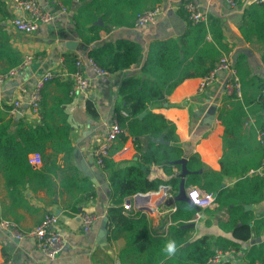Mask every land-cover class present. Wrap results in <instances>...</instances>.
I'll list each match as a JSON object with an SVG mask.
<instances>
[{"label": "crops", "instance_id": "crops-1", "mask_svg": "<svg viewBox=\"0 0 264 264\" xmlns=\"http://www.w3.org/2000/svg\"><path fill=\"white\" fill-rule=\"evenodd\" d=\"M39 1L47 10L59 15L52 22L42 23L37 31L26 33L17 30L12 25V19L16 16L13 0H0V49L9 51L11 57L21 55L23 61L28 56L31 57L30 62L3 81L0 86V103L12 105L14 100L22 99L23 103L18 111L10 112V114L15 115L16 118L25 117L32 121L39 113L34 114L27 103L29 92L37 85L43 73L48 70L53 71L55 77L45 84L43 93L50 102L56 97H71L70 101L63 104V108L71 126L70 137L74 148V163L78 167L76 160L80 157L89 165H95L109 183L106 172L96 164L92 156V147L104 138L106 124L114 119L115 107L121 97L119 93L121 81L125 77L135 76L140 77L141 82L151 78V71L144 72L142 69L144 55L138 64L120 72L98 75L88 61V52L93 47H100L106 42L115 43L120 39L139 42L144 50L154 40L177 39L187 27V20L179 11L187 0H119L112 7H108L105 18L101 16L97 19L98 23L101 21L99 24L107 23L108 27L103 28L100 31V37L90 43L83 41L75 28L73 14L80 5L79 0H71L65 4L67 11L62 13L60 12L62 0ZM199 1L206 14L215 15L223 21V43L229 47V51L224 55H227L235 66L240 57L243 60L241 66L244 73L243 83L240 80V84L242 83L241 98L246 101L244 106L248 111V116L243 123L242 133L250 135L251 140L260 141L258 132L264 130V107H261V102L264 101V88H260L264 84V63L258 49L259 44L256 40L255 42L248 40L242 34L240 26L247 4L251 1H264L237 0L236 5L233 6L226 0ZM159 4L164 7L165 11L155 22L142 27L135 26L134 19H136L137 11ZM72 41L77 42L75 49L67 44ZM67 55H77L84 60V74L92 81L87 91L73 92L72 81L70 82L71 89L67 92L66 81L71 80L67 74L71 71L68 70L65 62ZM12 68L14 67H9L6 58L0 60V75ZM225 77L226 72H220L219 81L203 89L200 88L203 77L186 78L174 88L162 106L153 108V112L161 113L175 123L186 158L188 154L197 152L207 166L217 171H220V159L224 151L222 139L224 126L217 118V111L220 106L228 104V95H230L225 90ZM158 84L164 83L159 82ZM87 101L93 102L97 112L96 118L88 113ZM210 105L217 106L212 123L206 121ZM140 142L147 145L148 137H140ZM117 144L118 141L114 143V145ZM260 144H262L261 141ZM261 147L263 157V145ZM51 151V148H48L46 152L48 154ZM52 158L56 160L58 168L52 173L51 186L31 187L28 183L21 192L14 196L17 200L8 192L0 172V221L2 219L13 220L25 230L39 223L46 213H56L59 215L65 234V246L55 258H50L38 248L34 239H15L9 236L0 225V264L5 260L11 261L12 264H148L145 260V252L130 249L131 246L127 244L126 231H121L116 238L110 239L109 228L106 224L108 230L106 237H99L103 217L105 214L108 216V207L111 204L110 191H105L90 178L97 189V194L84 203L76 204V209L71 208L75 198L79 197L82 192L70 187L68 178L72 174V169L64 162L63 154ZM137 158L138 153L133 138L129 137L116 153L115 159L136 160ZM176 170L180 173L179 169ZM250 170L243 178L252 182L255 176L260 177L263 181L262 195L253 202L242 203V211L237 215L242 219H239L238 224L240 225L249 218L248 222L252 226L255 220L259 219V228L252 233V238L242 243L240 250H236L229 258L234 264L244 263L245 253L250 246L264 244V220L260 221L264 218V176L252 174ZM79 172L85 175L80 169ZM149 178L166 179L167 175L162 167L153 164ZM237 179L238 177L225 175L221 185L231 188ZM196 187L198 186L191 185L187 189ZM214 195L216 196L217 193L214 192ZM134 197L135 195L127 200L131 199L135 202ZM195 207L200 216L186 223H195L194 227H187L191 230L187 234L186 246L204 236L209 237V245L214 252L220 248L221 244H224V241L239 243L240 240L234 237L232 230L223 226L230 216L228 206L216 210L218 203L215 202L212 207ZM170 208L165 203H158L155 211H150L147 215L150 228L158 235V239L168 236L172 225L175 224L171 219ZM83 212H90L95 216L89 231H85L82 227ZM123 212L128 215L124 209ZM254 238L257 239L256 242L250 243ZM156 251L157 254L161 253L160 248ZM169 258L170 256L167 255L164 261H159L157 264H177L178 257L176 261H168Z\"/></svg>", "mask_w": 264, "mask_h": 264}, {"label": "trees", "instance_id": "trees-1", "mask_svg": "<svg viewBox=\"0 0 264 264\" xmlns=\"http://www.w3.org/2000/svg\"><path fill=\"white\" fill-rule=\"evenodd\" d=\"M70 1L62 0L64 5ZM79 1L80 5L73 14L75 28L83 41L90 43L100 37L103 28L108 27L107 23L99 24L97 19L101 16L105 18L108 7H112L119 0ZM142 11H137L135 18ZM179 11L185 16L187 27L177 39L154 40L146 50L139 42L120 39L115 43L106 42L100 47H93L88 52V58L93 59L98 67L110 74L138 64L144 55L142 69L144 72L151 71L152 79L140 82V77L128 76L121 81V97L115 107L114 119L124 128L125 133L118 136V144L113 145L110 154L103 157L102 166L110 185L111 204L108 207L107 223L110 239L116 238L119 232L126 231L130 249L145 252L148 264H157L166 259L167 254L162 249L169 239L177 242V251L168 261H176L178 257L177 264H207L208 258L214 253L207 236L185 245L187 234L191 230L185 224L194 218L197 212L196 207L187 201H176V211L171 214L175 224L164 239H158V235L151 230L147 214L128 216L123 212V203L128 198L139 193L156 191L162 184L170 185L173 196L178 194L181 175L176 169L181 170V164L177 161L185 157L186 152L176 132L175 123L163 114L153 112V108L162 106L168 95L184 79L206 76L215 63L229 51V47L223 43L221 18L207 14L206 20L195 22L188 18L183 6ZM240 29L248 40H256L260 45L258 49L264 63V2L251 1L247 4ZM3 58L7 59L9 67H17L23 61L21 55L11 57L9 51L0 49V60ZM78 58L77 55L65 57L69 71L75 69ZM242 61L240 57L236 67L243 83ZM70 82L72 83V80L66 81L67 92L71 89ZM159 82L164 84L159 85ZM260 88H264V84ZM43 90L39 114L32 121L25 117L16 118L10 114L11 105L0 103V172L5 187L14 198L28 183L31 187H50L52 173L58 168L56 160L52 157L63 154L64 162L72 169L68 178L69 185L82 192L71 206L76 209V204L94 197L97 189L92 180L82 175L74 163L71 126L63 108V104L70 101L71 97H56L50 102ZM228 98V104L220 106L217 111V118L224 126V151L220 159V171L207 166L199 153L192 152L187 155V167L190 172L186 175L185 184L186 187L197 185L208 192L217 193L216 210L228 206L230 216L223 226L231 229L234 237L240 241H224L219 247L239 251L240 245L248 242L252 233L259 228V219H256L252 226L248 222L249 218L239 225L240 218L237 215L242 211V203L253 202L262 195L263 181L260 177L255 176L252 182L243 178L251 168L258 167L262 159V144L258 140H251L250 135L242 133L243 123L248 116L244 106L246 101L235 94L228 95ZM261 107H264V101L261 102ZM86 109L92 117H97L92 101L86 102ZM123 111L127 112V115L123 114ZM143 112L145 114L141 117ZM162 134L166 142L153 140ZM142 136L148 137L147 145L141 144ZM129 137L133 138L138 158L116 160L113 155ZM48 148L52 151L47 154ZM35 152L42 155V164L39 167L30 162V155ZM153 164L164 169L166 179L149 178ZM225 175L238 177L231 188L221 185ZM262 220L264 218L260 219L261 222ZM157 248H160L161 253L157 254ZM120 257L122 258V254ZM244 260V263L239 264H264V244L250 246ZM220 264L234 262L225 259Z\"/></svg>", "mask_w": 264, "mask_h": 264}, {"label": "built area", "instance_id": "built-area-1", "mask_svg": "<svg viewBox=\"0 0 264 264\" xmlns=\"http://www.w3.org/2000/svg\"><path fill=\"white\" fill-rule=\"evenodd\" d=\"M229 4L236 5L237 0H226ZM264 1V0H263ZM186 10L187 16L192 21L198 22L206 20L207 14L202 9L199 0H187L183 4ZM13 9L16 11V16L12 19V25L19 31L31 33L39 29L42 23H49L55 20L57 17L56 12L47 10L39 0H13ZM67 8L60 2V12H66ZM164 7L162 5H156L149 9L143 10L138 13L135 19V26L142 27L144 25L153 23L157 18L164 13ZM31 57L28 56L21 65L10 69L5 74L0 75V86L3 81L9 76L18 72L20 68L30 62ZM89 63L93 65L98 75L108 74V71L98 67L93 59H88ZM226 72L225 90L229 94H235L237 97H241V84L237 73L236 66L231 62L227 55H223L219 61H217L210 72L202 78L200 88L203 89L208 86L214 85L219 81V73ZM70 79L73 81V92H85L91 86L92 81L84 74V60L78 58L75 62V69L67 73ZM55 77L53 71L48 70L41 76L37 85L29 92L27 103L30 106L34 114L39 113V109L42 101V90L45 84ZM25 91V90H24ZM22 99L14 100L10 112L16 113L22 105ZM123 114L127 115V112L123 111ZM107 129L104 138L97 142L92 147V156L96 164L102 168L103 157L110 154L114 143L119 135L125 133L124 128L118 123L116 119L106 124ZM258 138L261 141L264 148V130L258 132ZM116 154L113 155L115 158ZM30 162L39 166L42 163L40 153L35 152L30 155ZM252 174H259L264 176V153L261 164L258 168L251 169ZM149 193H155L163 197L165 200L169 197H173L170 192V185L162 184L156 191ZM149 193H139L146 195ZM137 195V194H136ZM188 196L194 206L197 207H212L216 200L215 195L212 192H208L200 187L188 189ZM156 203L146 201L132 202L131 199L124 201L123 209L128 215H135L137 213L149 214L150 211H155ZM176 205L173 204L170 208L171 212L176 211ZM200 214L197 212L195 218H199ZM82 227L85 231H89L92 222L95 219L94 214L90 212H83L81 215ZM0 225L5 232L15 238L24 239L32 238L36 241L39 249H41L48 257L55 258L64 248L66 238L64 231L60 224L59 215L56 213H46L43 219L29 229H22L18 223L10 219H2ZM235 253V249H217L207 260V264H220L223 260L229 259ZM1 264H12L11 261L5 260Z\"/></svg>", "mask_w": 264, "mask_h": 264}, {"label": "water", "instance_id": "water-1", "mask_svg": "<svg viewBox=\"0 0 264 264\" xmlns=\"http://www.w3.org/2000/svg\"><path fill=\"white\" fill-rule=\"evenodd\" d=\"M99 23H101V21H99ZM69 47H72V49H75L77 47V42L76 41H72V42H68L67 43ZM85 55H87V53H84ZM217 106L216 105H210V107L208 108L207 111V118L206 121L208 123H212L215 119V112H216ZM145 114V112H143L141 114V117ZM154 141L156 142H166L164 139V134H162L160 137H156L153 138ZM77 164L79 169L89 178H91L96 184L100 185L105 191H110V185L109 183L106 181L105 177L103 176L102 172L100 171L99 168H97L95 165H89L88 162H86L84 159H81L80 157L77 158ZM178 163L181 164V170H180V175H181V181H180V188H179V192L176 196L173 197H169L165 200V204L168 207H171L173 204L176 203V201L179 200H184L187 201L188 203H192L189 196H188V189L186 187L185 184V180H186V175L190 172L188 167H187V158L186 157H182L179 161H177ZM135 200L136 201H146V202H152V203H160L163 201V197H161L158 194L155 193H149L146 195H141V194H137L135 195ZM103 223L101 224V229L99 231V237L100 238H105L107 235V222H108V216L107 214L104 215L103 217ZM195 223L194 222H190L188 224H186V227H194ZM256 238L252 239L250 241V243H255L256 242Z\"/></svg>", "mask_w": 264, "mask_h": 264}, {"label": "clouds", "instance_id": "clouds-1", "mask_svg": "<svg viewBox=\"0 0 264 264\" xmlns=\"http://www.w3.org/2000/svg\"><path fill=\"white\" fill-rule=\"evenodd\" d=\"M162 251L168 256H172L177 251V242L173 239H169L165 242Z\"/></svg>", "mask_w": 264, "mask_h": 264}]
</instances>
